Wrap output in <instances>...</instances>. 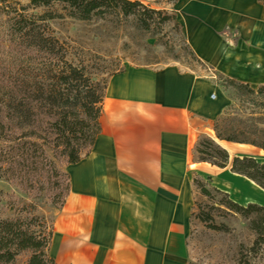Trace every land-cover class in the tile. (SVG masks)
Segmentation results:
<instances>
[{
  "label": "crops",
  "instance_id": "1",
  "mask_svg": "<svg viewBox=\"0 0 264 264\" xmlns=\"http://www.w3.org/2000/svg\"><path fill=\"white\" fill-rule=\"evenodd\" d=\"M179 6L186 40L210 75L171 64L108 80L101 135L88 158L63 168L70 192L52 225L56 264H187L195 177L239 206L264 208L254 184L195 160L204 137L231 159L263 160L257 149L216 141L213 125L229 106L216 75L264 87V8L249 0Z\"/></svg>",
  "mask_w": 264,
  "mask_h": 264
},
{
  "label": "trees",
  "instance_id": "2",
  "mask_svg": "<svg viewBox=\"0 0 264 264\" xmlns=\"http://www.w3.org/2000/svg\"><path fill=\"white\" fill-rule=\"evenodd\" d=\"M20 1L0 0V17L7 19V28L17 39L10 54L11 64L0 76V178L16 183L27 193L42 191L40 187L46 186L60 211L70 192V178L62 169L77 166L91 154L101 135L107 85L100 94L83 69L68 64L58 41L49 37L41 24L65 18L82 23L131 19L139 31L151 33L153 19L165 14L128 0H33L32 9L60 6L65 16L45 14L30 19L13 8ZM21 11L25 13L26 9ZM189 56L203 71L207 70L192 50ZM216 79L239 95V104L233 103L214 123L216 141L264 153V115L256 113L264 111V87L254 91L218 75ZM195 160L220 170L229 168L231 174L264 192V163L249 158L231 159L206 137L197 143ZM205 185L222 197L220 206L226 213L249 222L256 236L253 251L264 248V208L239 206L213 189L210 180L194 178L195 192L208 198ZM204 217L201 214L197 219L207 223ZM26 221L18 216L14 221L0 222V264H17L23 254L30 255L28 264H56L49 256L53 227L46 233L40 219L30 216Z\"/></svg>",
  "mask_w": 264,
  "mask_h": 264
},
{
  "label": "rangeland",
  "instance_id": "3",
  "mask_svg": "<svg viewBox=\"0 0 264 264\" xmlns=\"http://www.w3.org/2000/svg\"><path fill=\"white\" fill-rule=\"evenodd\" d=\"M33 0H21L13 8L28 18H40L45 14L65 16L63 8L52 6L48 9H32ZM140 3L146 9L164 12L155 17L151 33L139 31L133 20L117 21L107 19L82 23L70 19H56L41 24L47 35L59 43L65 52L66 61L75 68L83 69L87 80L100 92L108 80L130 68H161L179 64L199 76H209L189 56L191 50L183 26L179 21L180 0H128ZM264 8V0H249ZM19 6V7H18ZM21 9H26L23 13ZM180 13V14H179ZM166 18H171L166 21ZM6 18L0 17V76L11 64V53L16 48ZM38 25L40 23L38 22ZM43 30V29H42ZM229 107L239 103V95L228 86L218 82ZM256 113L264 115V111ZM248 114V113H247ZM264 160V155H263ZM260 161L263 163L264 161ZM63 170V169H62ZM209 197L195 192V217L192 222L187 249V264H264V248L253 251L256 236L249 229V222L240 216L228 214L220 206L222 197L205 185ZM42 191L27 193L14 182L0 178V222L14 221L22 216L25 222L30 216L40 219L45 232L52 228L60 207L55 205L54 195L46 186ZM207 223H202L200 215ZM30 255L23 254L17 264H28Z\"/></svg>",
  "mask_w": 264,
  "mask_h": 264
}]
</instances>
